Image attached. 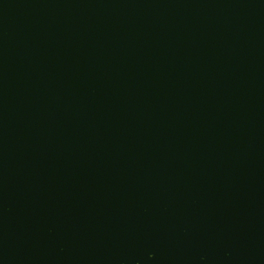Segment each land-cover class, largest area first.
<instances>
[{
	"label": "water",
	"instance_id": "1",
	"mask_svg": "<svg viewBox=\"0 0 264 264\" xmlns=\"http://www.w3.org/2000/svg\"><path fill=\"white\" fill-rule=\"evenodd\" d=\"M0 264H264V0H0Z\"/></svg>",
	"mask_w": 264,
	"mask_h": 264
}]
</instances>
